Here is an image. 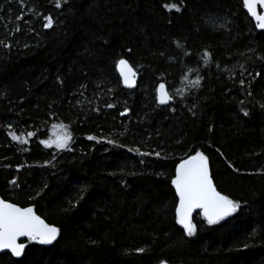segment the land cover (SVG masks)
<instances>
[{"label": "trees", "instance_id": "obj_1", "mask_svg": "<svg viewBox=\"0 0 264 264\" xmlns=\"http://www.w3.org/2000/svg\"><path fill=\"white\" fill-rule=\"evenodd\" d=\"M165 3L179 0H69L60 9L54 0H24L25 9L0 0V197L32 206L59 229L52 245L24 241L20 259L0 255V264H264V73L255 76L264 69L256 59L264 56V37L257 38L242 0H186L181 13L165 11ZM48 15L54 24L45 30ZM209 16L231 22L213 30L204 24ZM120 58L137 72L133 89L117 75ZM233 65L235 80L222 71ZM240 65L253 74L245 72L243 90ZM187 67L204 79L181 101L175 89L186 87ZM161 82L174 95V112L156 105ZM53 124L71 133L73 151L39 143ZM136 148L167 158L140 157ZM195 151L207 158L217 190L242 209L223 226L194 214L197 236L182 241L171 179Z\"/></svg>", "mask_w": 264, "mask_h": 264}, {"label": "snow or ice", "instance_id": "obj_2", "mask_svg": "<svg viewBox=\"0 0 264 264\" xmlns=\"http://www.w3.org/2000/svg\"><path fill=\"white\" fill-rule=\"evenodd\" d=\"M12 0H9L11 3ZM21 4V8H27L24 4V0H17ZM69 3V0H54L55 8L60 9L63 4ZM186 0H179V3H165L163 5L165 11L169 13H181L183 7L185 6ZM242 6L244 12L247 16L251 17V21L255 24V29L257 30V38L264 37V12H258L257 9H264V0H242ZM4 11L0 8V13ZM17 21L23 19V11L20 16H18ZM231 22L230 17L224 18V23H219L218 19L211 16L204 19V24L210 25L213 30H218V28H225L227 23ZM54 21L51 15L44 17L43 28L45 30L51 29L53 27ZM15 31H20L19 27ZM177 47H182L177 41ZM6 48H10L11 45L4 44ZM129 52L132 51L131 48L128 49ZM250 51H256V49H250ZM185 56L190 55L187 51L184 52ZM203 61V66L207 68L211 63V53L205 49L200 57ZM257 60H264V56H257ZM116 70L119 73L120 81L122 82L124 88H134L136 84L137 72L129 64L128 60L120 58L116 61ZM218 70L220 69L219 64H217ZM236 66L233 65L232 68H224L222 71L228 73L229 79L235 80V76L232 73L235 71ZM248 71L244 65H240V79L239 86L243 90L245 88V72ZM195 72V78L189 79V75ZM264 73V69L256 70L255 76L260 77ZM252 72L248 71V76L252 77ZM158 79H163V77H158ZM204 77L201 75V70L199 68L187 67L186 71L182 77L181 84L186 87H181L175 89L176 93H179V98L181 101L184 100L187 95V90L195 89L200 90L202 86V80ZM251 80H249V90L247 95L251 96L250 91ZM231 90V89H230ZM109 91H112L110 88ZM243 94V93H242ZM155 102L157 106L169 105V110L175 111L174 106V95L166 87L165 82L158 83L155 87ZM240 104H244V100L240 101ZM108 108H113L114 105L108 103L106 105ZM264 107V105H262ZM194 108V106H193ZM193 108H189V111L195 115ZM243 115L247 117L249 111L247 109H241ZM128 113V109L121 112V116H125ZM57 125L53 124L52 128L55 129ZM65 128L64 125L60 126ZM36 133L28 132L27 137H34ZM10 139L13 142L19 144H28V139L17 136L16 134L9 132ZM88 140L96 139L94 136H88ZM73 141V136L71 133L64 131L62 135L56 137L55 140H40L39 143L44 149L55 148L57 152L62 151H73L70 147ZM97 143L100 141L97 140ZM104 143L115 144L117 147L121 145L116 144L114 140H105ZM27 151V149H24ZM133 151V149H129ZM135 153L140 157H148L154 155L157 159L167 158V154H161V151L152 149L151 151H142L140 148H136ZM53 159H55V153H53ZM145 161L141 160L140 163L143 164ZM44 166H48V162H45ZM229 168L233 171H238V169L233 168L231 163L228 164ZM20 169L17 168V171ZM135 174V173H131ZM12 185L16 184L13 180L10 182ZM125 185L122 183L121 185ZM171 186L175 190V197L177 198V203L175 204V224L179 226L177 232L175 233L181 238H191L197 236V225L193 222V213L199 210V215L203 218L208 226L222 225V222H227L229 217H233L234 214L238 213L242 209L241 202L236 201L234 198H229L228 195L221 194L220 191L213 184V180L209 176V165L207 158L200 152L195 151L194 155H189L187 158L182 159L175 167V176L171 179ZM83 191V190H82ZM39 195V193H37ZM83 199V196L80 197ZM77 205L72 204L75 208ZM182 230V231H181ZM59 235V229L56 226L46 223L39 215L36 214L32 206H17L15 203L6 202L5 199H0V255L11 254L12 257H21L27 245L23 242L18 243L21 238H26L29 243H34L37 245H52L54 241L57 240ZM92 243H95L93 241ZM245 247H248L245 244ZM145 249L143 247L136 249L137 254H143ZM160 264H166V261L161 260Z\"/></svg>", "mask_w": 264, "mask_h": 264}, {"label": "rangeland", "instance_id": "obj_3", "mask_svg": "<svg viewBox=\"0 0 264 264\" xmlns=\"http://www.w3.org/2000/svg\"><path fill=\"white\" fill-rule=\"evenodd\" d=\"M55 125H57V127L55 128V129H53L52 127L50 128V130H49V136H48V138L46 139V140H48V139H53V140H55L56 139V137L57 136H59V135H62L63 134V132L64 131H67L68 132V130H67V128L65 127V128H61L60 126V124H55ZM25 139V138H24ZM51 149H55L54 147L53 148H51ZM56 150V149H55ZM57 151V150H56Z\"/></svg>", "mask_w": 264, "mask_h": 264}, {"label": "water", "instance_id": "obj_4", "mask_svg": "<svg viewBox=\"0 0 264 264\" xmlns=\"http://www.w3.org/2000/svg\"><path fill=\"white\" fill-rule=\"evenodd\" d=\"M257 11L258 12H264V9H257ZM250 19H251V17H249ZM254 23V22H253ZM116 72H117V70H116ZM117 75H118V77H119V73L117 72ZM119 79H120V77H119ZM137 80H138V76H136V84H137ZM121 84H122V82H121ZM136 84H135V86H136ZM122 86H123V84H122ZM124 87V86H123ZM126 89H128V88H126ZM131 89H133V88H131ZM164 106H167V105H163V106H161V107H164ZM174 176H175V174H174ZM209 176H210V178H211V175H210V171H209ZM173 189V188H172ZM173 191H174V193H175V190L173 189ZM0 199H1V197H0ZM177 199V198H176ZM7 202V201H6ZM178 202V201H177ZM197 213H199V210H196V211H194V213H193V215L194 214H197ZM58 238V237H57ZM24 241H27L26 240V238H21L20 240H18V243H20V242H24ZM55 242V241H54ZM53 242V243H54ZM9 255H11L10 253H8ZM22 257V256H21ZM21 257H19V258H16V257H13L14 259H20Z\"/></svg>", "mask_w": 264, "mask_h": 264}]
</instances>
